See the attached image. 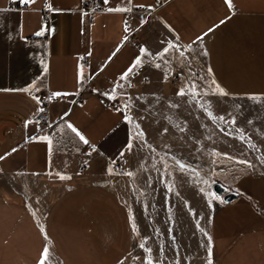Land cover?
<instances>
[{
    "label": "crops",
    "instance_id": "obj_1",
    "mask_svg": "<svg viewBox=\"0 0 264 264\" xmlns=\"http://www.w3.org/2000/svg\"><path fill=\"white\" fill-rule=\"evenodd\" d=\"M98 1L90 18L84 0H0V264H39L44 248L46 264H122L135 232L113 167L135 163L138 193L169 236V250H140L136 264H264V0H166L152 19L131 17L145 27L130 44L123 9L155 0ZM195 64L213 98L197 84L193 97ZM29 92L64 95L47 131L30 121ZM217 178L236 196L227 204Z\"/></svg>",
    "mask_w": 264,
    "mask_h": 264
},
{
    "label": "rangeland",
    "instance_id": "obj_2",
    "mask_svg": "<svg viewBox=\"0 0 264 264\" xmlns=\"http://www.w3.org/2000/svg\"><path fill=\"white\" fill-rule=\"evenodd\" d=\"M174 52L179 58L177 60L178 66L180 70L182 71H188V67L185 64V61H183L181 58V53L178 51H171ZM195 68L194 71V78H195V85H198V89L203 92V94L207 93L211 95V98H213V92L215 91L210 82L206 79L202 68L198 65ZM176 69V67H174ZM177 79V78H176ZM189 84V83H188ZM187 83L183 86L186 88ZM179 88L181 86L178 84ZM216 92V91H215ZM228 102V101H227ZM176 105H179L177 103ZM135 111L136 108H135ZM138 113V112H137ZM138 115V114H137ZM137 117V116H136ZM139 118L144 124H149L153 123V115L152 114H139ZM136 163L133 164L134 168L130 173L132 175H126L125 173H128L123 170H118L114 169V174L119 176L118 179L116 180V184H113V187L115 188L116 193L121 197V199L125 202L127 210L129 211V214L131 216V220L133 222V229H135V238H134V243L131 246V252L127 259L125 258L124 262L122 264H136L135 263V257L139 255V251H146L145 249H151V253L155 250H157V246H161L162 250H169V236L166 234V228H164L162 225H160L159 221V213L158 211L154 210V204L153 200H150L149 202L144 203L143 202V195L141 196L138 193V178H137V172H136ZM217 176V175H216ZM216 179V178H215ZM218 183H220V179L217 178ZM213 198H218L212 195ZM146 198L148 196H145ZM153 196L150 198L152 199ZM197 221L195 220V223ZM161 230L162 234L159 238L156 234V230ZM165 229V230H164ZM202 227H201V222H197L195 224V230H194V238H195V246L199 245L200 243V234ZM143 244L145 245L144 248H141L140 245ZM143 264V260L141 259ZM52 264V263H51Z\"/></svg>",
    "mask_w": 264,
    "mask_h": 264
},
{
    "label": "built area",
    "instance_id": "obj_3",
    "mask_svg": "<svg viewBox=\"0 0 264 264\" xmlns=\"http://www.w3.org/2000/svg\"><path fill=\"white\" fill-rule=\"evenodd\" d=\"M166 0H155L152 6L149 8H132L127 11L125 18L122 21V30L124 34V42L126 44H130L133 42L141 33L143 27H145V23L133 24L131 22V17L134 14H144L147 15L148 19H152L155 11L164 3ZM100 10V3L98 0H84L83 2V11L92 18V14ZM48 9L46 7L42 10V17L44 24L48 21ZM85 59L81 58L79 62L81 64H85ZM139 74L143 73L142 68L137 69ZM145 82L144 77H140L134 87L141 86ZM54 93H38V92H29L28 97L31 101H33L37 105L36 112L30 118L34 128L39 131H47L49 129V119L48 112L49 106L51 103H57L64 100V95H53ZM84 100L83 94H77L74 102L81 103ZM114 169L117 166L113 167Z\"/></svg>",
    "mask_w": 264,
    "mask_h": 264
},
{
    "label": "snow or ice",
    "instance_id": "obj_4",
    "mask_svg": "<svg viewBox=\"0 0 264 264\" xmlns=\"http://www.w3.org/2000/svg\"><path fill=\"white\" fill-rule=\"evenodd\" d=\"M25 2H27V0H25ZM130 2V0H129ZM225 3L228 5V7L231 9L232 8V0H225ZM121 9H110V11H120ZM124 11H129L130 9H123ZM209 31H211V29H209ZM198 40L200 39L199 37L197 38ZM171 47H174V45H169V48ZM140 51L142 53H145L147 54V50L144 49V48H141ZM168 51V48H165L164 49V52L166 53ZM206 54V53H205ZM167 63V62H166ZM141 64V60L138 58L134 65L132 67H130L122 76H121V79H126L128 77V75L133 71V68L140 65ZM157 67H159V65H157ZM211 71V70H209ZM212 84L215 86L216 89H219V95H227V93L222 89L220 88V86L216 83V81H212ZM121 87H123V85H121ZM196 88L197 86L195 84L192 85V94H193V97L197 94L196 93ZM188 93L184 90V89H181L177 95H180V96H184V95H187ZM207 94V93H205ZM53 95H60V93H54ZM213 95H215V91L213 92ZM175 106V105H174ZM205 112L206 114L209 116V118H213L212 116V112L208 111L207 108H205ZM127 119V117H126ZM218 119L220 120H224V117H218ZM232 123H235V121H232ZM67 127L69 129H71L72 132H74L81 141H83L84 143H88L87 140H85V138L80 134V132H78L71 124H68ZM129 149L131 150V147L132 145L129 144L128 145ZM15 151V150H13ZM123 155V154H122ZM4 159V157H0V160ZM239 163H242V164H247L249 167H252L251 163L248 162V161H239ZM126 175H132V173H125ZM62 179H67L68 177H61ZM135 231V229H133ZM203 231V230H202ZM206 234V233H205ZM209 243H211V238H209ZM141 248H144L145 245L141 244L140 245ZM147 253H151V249H145ZM209 253H211V248H209ZM49 249L48 248H44L43 252H42V256L44 257V259H41V261L39 262V264H46L47 260L49 259ZM146 264H153V261L151 259H147L146 260ZM209 264H211V260H209Z\"/></svg>",
    "mask_w": 264,
    "mask_h": 264
},
{
    "label": "water",
    "instance_id": "obj_5",
    "mask_svg": "<svg viewBox=\"0 0 264 264\" xmlns=\"http://www.w3.org/2000/svg\"><path fill=\"white\" fill-rule=\"evenodd\" d=\"M212 192H213L214 195H221V194H223L222 201L225 204L231 202L236 197L235 194H233V193H230V192L224 193V188L221 185L217 184V183L213 184V186H212Z\"/></svg>",
    "mask_w": 264,
    "mask_h": 264
}]
</instances>
